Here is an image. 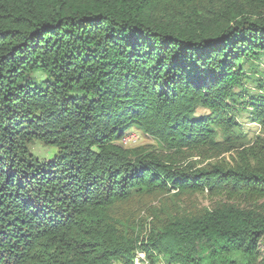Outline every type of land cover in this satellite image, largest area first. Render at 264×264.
Returning <instances> with one entry per match:
<instances>
[{
  "label": "trees",
  "instance_id": "trees-1",
  "mask_svg": "<svg viewBox=\"0 0 264 264\" xmlns=\"http://www.w3.org/2000/svg\"><path fill=\"white\" fill-rule=\"evenodd\" d=\"M263 56L264 0H0V264H264L253 205L146 233L113 211L170 191L264 198V138L237 143L240 110L264 130ZM133 128L166 151L124 145Z\"/></svg>",
  "mask_w": 264,
  "mask_h": 264
},
{
  "label": "rangeland",
  "instance_id": "rangeland-1",
  "mask_svg": "<svg viewBox=\"0 0 264 264\" xmlns=\"http://www.w3.org/2000/svg\"><path fill=\"white\" fill-rule=\"evenodd\" d=\"M253 63L257 70L253 75H259V77L264 78V56L259 61H253ZM244 69L248 70L247 65ZM249 90L251 93L255 92L254 87L251 85L249 86ZM248 111L249 110H240L237 115V120L242 125V132L237 143L242 144L243 147L250 145L256 137L264 138V130L258 123L251 120ZM207 112L206 109L197 108L196 115H203ZM129 133L137 135V141L136 143L126 146L136 147L145 145L155 151H166L159 141L142 134L138 129L133 128ZM240 148L222 152L219 155L209 158H206V156L194 155L184 160L183 163L193 161L198 166L218 162L232 164L237 159L236 151ZM55 151V147L43 145L38 141H34L30 146V152L40 159L51 158ZM226 201L233 202L241 207H251L253 205L259 211L264 212V198L251 200L250 198L240 195H234L232 197L228 194L212 195L207 192L177 195L173 191L159 195H134L126 202L116 203L113 207V211L121 219H127L129 222L134 223V227L137 231L146 233L145 231H148L151 224L158 219H162L176 212H193L202 208H210L218 202ZM111 264L118 263L113 262Z\"/></svg>",
  "mask_w": 264,
  "mask_h": 264
},
{
  "label": "bare ground",
  "instance_id": "bare-ground-1",
  "mask_svg": "<svg viewBox=\"0 0 264 264\" xmlns=\"http://www.w3.org/2000/svg\"><path fill=\"white\" fill-rule=\"evenodd\" d=\"M133 136H137L134 133H128L124 135L122 138H132ZM136 139L127 140V139H121V142L124 145H130L132 143H136ZM138 255H140L141 259H138V264H170L166 262L163 259H150L144 252H139Z\"/></svg>",
  "mask_w": 264,
  "mask_h": 264
},
{
  "label": "built area",
  "instance_id": "built-area-1",
  "mask_svg": "<svg viewBox=\"0 0 264 264\" xmlns=\"http://www.w3.org/2000/svg\"><path fill=\"white\" fill-rule=\"evenodd\" d=\"M137 136H133L132 138H121V139H127V140H132V139H136ZM138 259H141L140 258V255L136 256Z\"/></svg>",
  "mask_w": 264,
  "mask_h": 264
}]
</instances>
